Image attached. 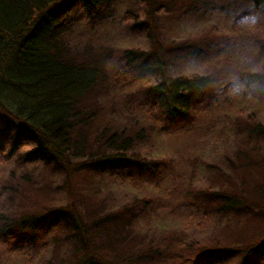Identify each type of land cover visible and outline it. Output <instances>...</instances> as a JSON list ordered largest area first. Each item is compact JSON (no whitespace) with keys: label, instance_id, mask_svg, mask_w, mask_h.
<instances>
[{"label":"rangeland","instance_id":"rangeland-1","mask_svg":"<svg viewBox=\"0 0 264 264\" xmlns=\"http://www.w3.org/2000/svg\"><path fill=\"white\" fill-rule=\"evenodd\" d=\"M155 2L150 10L147 0H111L93 18L82 8L68 18L67 46L82 59L97 61L105 73L83 101V111L96 110L98 118L85 131L87 142L74 140L72 151L83 143L90 155L114 152L100 138L115 132L122 139L134 138L128 156L167 163L143 175L132 168L79 166L66 185L64 170L54 162L21 161V153L11 158L0 153V214L42 220L13 237L0 234V264H69L74 231L62 223L72 203L86 222L119 212L115 224L96 228L97 240L108 239L97 252L116 254V260L127 258L130 264H238L237 250L263 242L264 215L217 210L202 192H234L235 184L264 204V140L249 139L245 126L264 127V90L250 88L242 78L245 73L264 75V0ZM129 13L146 25L135 26ZM155 35L165 44L196 41L170 55L175 75L214 78L209 96L188 122L165 125L159 120L148 97H142L156 73L151 66L140 76L128 69L125 51L151 50ZM121 70L126 71L123 77ZM33 146L23 144L20 152ZM239 150L244 156L236 155ZM85 158L73 155L72 161ZM240 181L246 188H240ZM51 209L59 211V226L50 223L55 218ZM103 232L110 237L103 238ZM152 248V255L147 254ZM250 264H264V254L254 255Z\"/></svg>","mask_w":264,"mask_h":264},{"label":"trees","instance_id":"trees-1","mask_svg":"<svg viewBox=\"0 0 264 264\" xmlns=\"http://www.w3.org/2000/svg\"><path fill=\"white\" fill-rule=\"evenodd\" d=\"M110 1L0 0V153L6 158H11L15 152L21 153V161L28 159L48 165L54 162L57 169L64 170L66 185L70 184L71 173L79 166L102 170L132 168L138 175H143L147 170L154 174L167 163L165 160L143 159L139 155L128 156L126 153L133 146L134 138L122 139L115 132L109 137L100 138L101 145L113 148L114 152L90 155L84 152L83 143L76 146L78 151H72L74 140L84 141L86 129L98 118L96 110H89V113L83 111V101L92 89L101 85L105 73L97 61L82 59L67 46L65 38L68 28L65 25L71 24L66 22L79 8L84 10L83 14L93 18V12L103 9ZM147 1L150 10L157 7L155 0ZM255 1L259 3L261 0ZM158 12L162 10L159 8ZM127 19L137 27L146 25L132 13L128 14ZM152 42L151 50L125 51L128 69L140 76L151 66L152 72L156 73L155 83L142 91V97H148L152 104L151 111L159 120L163 119L165 125L167 122H188L194 119V111L200 108L202 100L209 96L214 78L209 75L180 77L171 72L170 55L190 48L195 40L165 44L155 35ZM119 74L123 77L126 71L121 70ZM242 78L250 88L254 86L259 91L264 90L263 74L245 73ZM248 125L245 126L249 139L264 140L263 126ZM239 132L242 133V130ZM30 143L34 145L31 150L20 152L23 144ZM243 152L239 150L236 155L244 156ZM73 155L78 158L85 155L86 158L75 163L72 161ZM239 184L240 188H246L244 181ZM234 187V192L218 194L204 190L202 193L208 201L216 204L217 210L236 215L255 210L264 215V204L255 203L243 193L244 189H238L235 184ZM64 209L67 208H60ZM51 211L55 216L50 221L51 225L59 226L62 223L59 211ZM80 214L72 203L62 223L74 231L75 247L69 264H130L127 258L116 260V254H109V257L97 252V247L108 242V239L97 240L96 228L108 221L115 224L119 212H110L90 222L84 221ZM41 222L37 215L15 218L0 214V234L4 232L7 235L8 232L9 237H13V233L16 236L18 232H25L26 228L38 227ZM110 235L103 232V238ZM259 243L262 244L259 246ZM241 249L237 250L241 253L238 264H250L254 255L264 254V240ZM205 250L209 249L206 247ZM153 251L152 248L150 252H144L152 255ZM158 256H162L160 251Z\"/></svg>","mask_w":264,"mask_h":264}]
</instances>
